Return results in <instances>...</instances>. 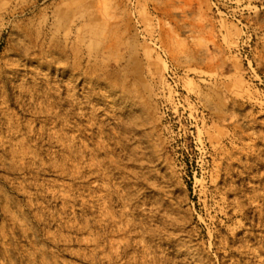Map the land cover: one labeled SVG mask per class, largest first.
Segmentation results:
<instances>
[{
	"label": "rangeland",
	"instance_id": "rangeland-1",
	"mask_svg": "<svg viewBox=\"0 0 264 264\" xmlns=\"http://www.w3.org/2000/svg\"><path fill=\"white\" fill-rule=\"evenodd\" d=\"M0 264H264V0H0Z\"/></svg>",
	"mask_w": 264,
	"mask_h": 264
}]
</instances>
